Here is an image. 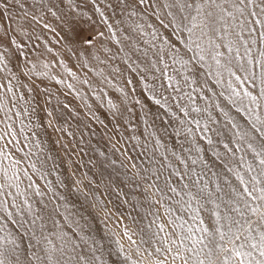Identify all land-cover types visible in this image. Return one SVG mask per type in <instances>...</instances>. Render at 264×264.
Returning a JSON list of instances; mask_svg holds the SVG:
<instances>
[{
	"label": "snow or ice",
	"instance_id": "snow-or-ice-1",
	"mask_svg": "<svg viewBox=\"0 0 264 264\" xmlns=\"http://www.w3.org/2000/svg\"><path fill=\"white\" fill-rule=\"evenodd\" d=\"M0 264H264V0H0Z\"/></svg>",
	"mask_w": 264,
	"mask_h": 264
},
{
	"label": "rangeland",
	"instance_id": "rangeland-1",
	"mask_svg": "<svg viewBox=\"0 0 264 264\" xmlns=\"http://www.w3.org/2000/svg\"><path fill=\"white\" fill-rule=\"evenodd\" d=\"M53 139H54V137H52ZM85 159H87V158H85Z\"/></svg>",
	"mask_w": 264,
	"mask_h": 264
}]
</instances>
